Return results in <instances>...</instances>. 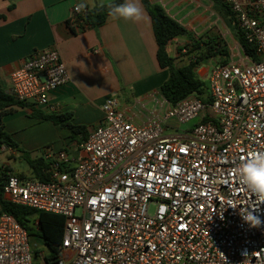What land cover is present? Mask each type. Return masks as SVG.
Wrapping results in <instances>:
<instances>
[{
    "label": "built area",
    "instance_id": "2783aa9c",
    "mask_svg": "<svg viewBox=\"0 0 264 264\" xmlns=\"http://www.w3.org/2000/svg\"><path fill=\"white\" fill-rule=\"evenodd\" d=\"M224 2L259 62L244 53L213 64L207 101L190 95L145 124L109 98L84 142L45 149L48 181L7 178L11 202L64 216L52 264H264V224L251 228L239 214L256 198L233 172L249 153L264 151V0ZM69 81L52 46L11 74V94L47 108ZM258 207L264 221V204ZM0 264H39L28 229L1 208Z\"/></svg>",
    "mask_w": 264,
    "mask_h": 264
},
{
    "label": "crops",
    "instance_id": "0c3cea01",
    "mask_svg": "<svg viewBox=\"0 0 264 264\" xmlns=\"http://www.w3.org/2000/svg\"><path fill=\"white\" fill-rule=\"evenodd\" d=\"M112 1L0 0V16H4L0 18V87L11 94V74L34 51L56 46L66 63L70 81L52 92L49 107L39 109L48 113H71L73 123L86 126L89 132L103 121L102 105L112 97L118 99L120 109L137 124L162 116L170 103L160 94L159 88L169 73L159 64L152 19L142 0L145 16L138 23L109 17L100 27H88L77 32H73L68 24L75 16L73 9L77 3L84 2L87 9H92ZM150 2L161 5L170 17L190 29L197 39L207 35L218 37L217 30L221 31L223 25L228 28L212 0ZM190 42L187 36H183L169 43L168 52L175 58L177 67L187 64L194 56L195 53L188 52L190 47L186 49ZM243 55L242 49L237 54L230 52V60L240 59ZM215 63L206 61L202 65V73L197 69L199 76L208 78L209 67ZM24 110V114L16 112L3 118L5 129L11 135L17 132L13 126L16 121L31 116L30 109ZM35 122L42 131L56 132L60 140L59 149L75 144L70 139L69 130L47 120L36 118ZM1 151H8V147H2ZM9 151L15 156V148L10 147ZM74 155L77 157L79 154ZM9 167L13 173L24 174ZM31 176L32 173L28 177ZM33 246L37 248L36 242ZM47 253L40 251L37 257L39 264L47 263Z\"/></svg>",
    "mask_w": 264,
    "mask_h": 264
},
{
    "label": "trees",
    "instance_id": "16d2710c",
    "mask_svg": "<svg viewBox=\"0 0 264 264\" xmlns=\"http://www.w3.org/2000/svg\"><path fill=\"white\" fill-rule=\"evenodd\" d=\"M122 2L123 0H114L109 3L119 4ZM142 2L152 19V26L158 44L157 58L159 64L169 73L168 79L159 88L160 94L172 105L190 95H196L207 101L209 98L208 84L199 76L197 69L209 60H214L215 64L227 63L231 58L229 48L223 42L218 41L220 40L219 37L207 35V41H204L203 37L197 39L190 29L170 17L161 5L152 4L150 0H142ZM212 2L216 10L222 15L242 51L252 61L259 62L255 45L249 43L244 37L229 5L224 0H212ZM107 4L87 9L84 16H75L72 20H69L68 24L72 31L77 32L88 27L96 28L104 25L109 18L107 15ZM0 18H4V16H0ZM183 36H187L191 40L186 49L190 47L188 52L195 53L193 56L195 59L191 58L187 64L177 67L175 58L170 56L168 52V45L174 39ZM18 109H30L32 117L51 121L55 125L69 130L72 141L82 143L88 138V128L84 125L73 123V115L71 113H48L31 103L15 100L12 94L5 92L0 87V148L2 146L17 148L12 135L5 129L3 117L15 113ZM23 156L31 169L32 176L30 178L42 181L50 179L48 172L49 163L42 156L33 158L28 153H24ZM12 173L13 171L9 166L0 164L1 211L14 216L18 222L28 229L31 238L35 235L39 237L48 250L45 261L48 264H52L61 255L65 218L53 212L37 211L33 208L17 205L7 199L3 186ZM18 176L21 178L28 177L24 174H18ZM33 247L37 258L40 251L35 246Z\"/></svg>",
    "mask_w": 264,
    "mask_h": 264
},
{
    "label": "rangeland",
    "instance_id": "374dc122",
    "mask_svg": "<svg viewBox=\"0 0 264 264\" xmlns=\"http://www.w3.org/2000/svg\"><path fill=\"white\" fill-rule=\"evenodd\" d=\"M217 32L218 33L216 36H218L220 39L218 41L223 42L229 48V51L231 53L237 54L238 51H241L240 45L234 38L229 28L223 25L222 30H217ZM203 40L207 41L208 37L205 36ZM212 62L215 63L214 60H212ZM198 70L200 73H202V66H200ZM203 79L208 84V78ZM23 111L25 110L18 109V111L16 112L19 113L18 115H20L24 114ZM10 115H14V113ZM35 120V117L27 116V118L18 120L13 124L17 131L16 134L12 135L13 140L17 144V148H15V156L11 155V152L9 151L10 147H8V151H1L0 153V164L8 166L10 165L13 169L17 170L20 173H24L26 176H30L31 172L27 160L23 156L24 153H28L29 155H31V157L37 158L43 156L44 151L47 148L59 149L58 147H60V140L57 137L56 132L50 130L42 131L41 127L39 125H36L37 123L35 122ZM5 147L7 148V146ZM35 242L37 249L46 254L48 250L46 246L43 245L39 237H37V235H35L32 240L33 244H35Z\"/></svg>",
    "mask_w": 264,
    "mask_h": 264
},
{
    "label": "clouds",
    "instance_id": "9594fccd",
    "mask_svg": "<svg viewBox=\"0 0 264 264\" xmlns=\"http://www.w3.org/2000/svg\"><path fill=\"white\" fill-rule=\"evenodd\" d=\"M88 5L84 2L77 3L75 10L85 11ZM107 15L112 20L121 19L125 22L131 21L138 23L143 20L145 11L141 0H123L122 3L107 4ZM179 171V169H177ZM238 184L251 196H255L254 206L249 208H240L241 219L251 228H258L264 221L256 214L259 205L264 204V151H256L248 154L247 159L233 169ZM232 208L237 206L229 204Z\"/></svg>",
    "mask_w": 264,
    "mask_h": 264
}]
</instances>
